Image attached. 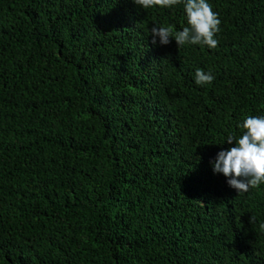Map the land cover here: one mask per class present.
<instances>
[{"label":"trees","instance_id":"obj_1","mask_svg":"<svg viewBox=\"0 0 264 264\" xmlns=\"http://www.w3.org/2000/svg\"><path fill=\"white\" fill-rule=\"evenodd\" d=\"M210 3L214 49L152 43L182 4L0 0V264H264V184L210 164L264 115V0Z\"/></svg>","mask_w":264,"mask_h":264},{"label":"clouds","instance_id":"obj_2","mask_svg":"<svg viewBox=\"0 0 264 264\" xmlns=\"http://www.w3.org/2000/svg\"><path fill=\"white\" fill-rule=\"evenodd\" d=\"M139 9L155 6L174 8L182 4L187 26L173 33L171 26L153 23L150 28L153 44L167 45L174 38L181 45H200L214 49L218 45L216 34L221 23L218 13L213 11L210 0H132ZM213 73L197 68L194 81L198 86L211 84ZM243 133L234 138L229 135L226 142L233 145L221 149L210 161L213 172L223 174L229 187L235 191L246 192L249 188L264 184V115L246 116L240 124ZM264 228V224H261Z\"/></svg>","mask_w":264,"mask_h":264}]
</instances>
